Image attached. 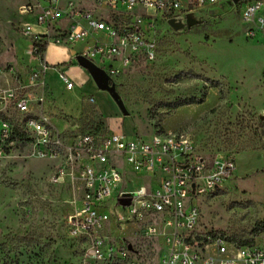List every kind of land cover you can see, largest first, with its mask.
I'll return each mask as SVG.
<instances>
[{
    "label": "rangeland",
    "instance_id": "374dc122",
    "mask_svg": "<svg viewBox=\"0 0 264 264\" xmlns=\"http://www.w3.org/2000/svg\"><path fill=\"white\" fill-rule=\"evenodd\" d=\"M95 1L62 3L100 13ZM30 3L0 0V94L14 95L0 104V125L7 122L16 132L10 141L0 138V264H81L84 250L82 242L67 236L79 183L53 181L62 162L38 158L19 129L17 97L69 139L120 128L128 136H189L201 155L236 158L225 190L200 202L201 226L239 244H264V40L246 38L240 5L224 0L192 6L176 22L151 18L145 10L125 14V23L149 31L156 59H135L114 77L120 107L94 82L84 87L75 82L70 91L59 71L46 69L35 43L50 45L57 29L51 26L41 40L26 37V26L33 34L46 31L33 16L22 15ZM85 47L79 43L74 50Z\"/></svg>",
    "mask_w": 264,
    "mask_h": 264
},
{
    "label": "built area",
    "instance_id": "2783aa9c",
    "mask_svg": "<svg viewBox=\"0 0 264 264\" xmlns=\"http://www.w3.org/2000/svg\"><path fill=\"white\" fill-rule=\"evenodd\" d=\"M223 1L96 0L100 13H91L76 11L73 3L64 5L62 0H43L46 5L33 0L23 5L21 13L36 18L46 31L33 34L26 26L23 33L41 40L49 36L51 26L56 27L53 44H84L80 56L113 81L133 60L156 59L149 31L135 22L125 23V14L145 10L151 18L176 22L192 6ZM228 2L240 5L246 38L264 40V0ZM54 69L67 90H73L74 83L63 69ZM13 97L1 93L0 104ZM14 103L21 115L19 129L33 142L38 158L62 162L53 181L79 183L74 211L67 218V236L84 244L81 264H264V244L241 245L201 226L200 202L225 190L236 171L233 157L201 155L189 136H128L120 128L105 136L88 133L69 139L49 117L32 114L28 100L17 97ZM15 133V127L1 123L3 142ZM122 201L129 204L124 206Z\"/></svg>",
    "mask_w": 264,
    "mask_h": 264
},
{
    "label": "crops",
    "instance_id": "0c3cea01",
    "mask_svg": "<svg viewBox=\"0 0 264 264\" xmlns=\"http://www.w3.org/2000/svg\"><path fill=\"white\" fill-rule=\"evenodd\" d=\"M65 22L66 21H62ZM44 34V33H43ZM75 47V46H74ZM74 47H65L50 43L44 53V60L48 68L60 67L64 70L68 78L79 87H84L86 83L94 82L86 70L81 67L72 66L73 62L81 52L74 50ZM50 58L49 62L46 60ZM96 85V84H95ZM75 89V85H74ZM73 89V90H74ZM236 160V158H234Z\"/></svg>",
    "mask_w": 264,
    "mask_h": 264
},
{
    "label": "water",
    "instance_id": "95a60500",
    "mask_svg": "<svg viewBox=\"0 0 264 264\" xmlns=\"http://www.w3.org/2000/svg\"><path fill=\"white\" fill-rule=\"evenodd\" d=\"M235 2H237V0H235ZM75 61L79 67L83 68L88 72V74L91 76L92 80L100 91L107 92L108 94H110V96L115 100V102H117L120 107L122 106L119 102L117 92L114 86L112 85V81L110 80L109 76L105 72H103V70H101L91 61L80 55L76 57ZM122 204L124 206H127L129 202L122 201Z\"/></svg>",
    "mask_w": 264,
    "mask_h": 264
},
{
    "label": "trees",
    "instance_id": "16d2710c",
    "mask_svg": "<svg viewBox=\"0 0 264 264\" xmlns=\"http://www.w3.org/2000/svg\"><path fill=\"white\" fill-rule=\"evenodd\" d=\"M35 47L39 49V53L37 54V57H42L44 55L46 49H47V44H43V46H40L37 42L35 43ZM242 245V244H241ZM244 245H252V242H246Z\"/></svg>",
    "mask_w": 264,
    "mask_h": 264
}]
</instances>
